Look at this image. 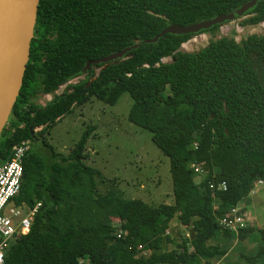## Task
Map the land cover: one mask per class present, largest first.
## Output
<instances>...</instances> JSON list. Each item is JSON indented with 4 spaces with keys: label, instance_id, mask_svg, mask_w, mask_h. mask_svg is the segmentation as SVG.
I'll return each instance as SVG.
<instances>
[{
    "label": "trees",
    "instance_id": "trees-1",
    "mask_svg": "<svg viewBox=\"0 0 264 264\" xmlns=\"http://www.w3.org/2000/svg\"><path fill=\"white\" fill-rule=\"evenodd\" d=\"M252 1L39 0L23 83L0 136V162L29 144L15 201L42 206L30 233L11 248L4 264H202L214 257L208 243L218 232L244 241L256 231L225 230L218 218L245 203L264 182V34L250 35L241 45L222 38L196 53L183 46L223 25L147 43L171 25L188 27L231 15ZM239 20L242 27L263 24L264 0ZM129 48L122 59L85 72L88 62ZM83 76L46 107L37 105ZM125 94L133 100L129 122L149 132L170 160L173 205L124 199L85 163L97 126L87 128L68 157L48 141L74 108L93 98L114 107ZM192 166L201 167L203 175ZM222 183L226 191L216 189ZM101 184L111 190L102 194ZM109 211L117 214L120 231ZM175 219L190 229L191 238L168 250ZM259 233L261 248L246 258L248 264L264 259V229Z\"/></svg>",
    "mask_w": 264,
    "mask_h": 264
},
{
    "label": "rangeland",
    "instance_id": "rangeland-1",
    "mask_svg": "<svg viewBox=\"0 0 264 264\" xmlns=\"http://www.w3.org/2000/svg\"><path fill=\"white\" fill-rule=\"evenodd\" d=\"M241 22L242 20L232 21L215 32L200 34L185 44L183 50L188 53L200 52L211 42L222 38H235L241 45L250 35L264 34V23L257 27H242ZM170 61L168 58L163 62ZM84 80L85 76L71 81L55 94L36 101L37 105L41 108L46 107L57 96L70 91L72 86ZM132 105L133 100L128 94L123 95L114 107L93 98L88 104L74 108L73 113L52 130L48 141L58 154L68 157L87 128L97 126L87 144L85 163L99 170L104 179L110 182L109 187L120 191L124 199L141 200L153 207L162 204L173 205L170 160L155 146L149 132L129 122L128 116ZM195 182L199 184L201 177H196ZM261 187L257 183L254 191L260 194L250 196V201L245 205L251 221L249 227L256 231L240 242L242 249L230 253V258L235 259L237 264H247L246 258L254 257L261 248L259 231L264 229V191L261 192ZM110 188L101 184L100 192L104 194L111 190ZM108 213L113 227L120 231L117 214L114 211ZM189 232V228L182 226L175 219L169 230L174 244L170 245L168 250L176 249ZM220 235L218 232L216 238ZM260 263L264 264V259Z\"/></svg>",
    "mask_w": 264,
    "mask_h": 264
},
{
    "label": "water",
    "instance_id": "water-1",
    "mask_svg": "<svg viewBox=\"0 0 264 264\" xmlns=\"http://www.w3.org/2000/svg\"><path fill=\"white\" fill-rule=\"evenodd\" d=\"M260 1L262 0H254L231 15H222L196 25H171L147 43H156L166 34H197L226 22L237 21ZM38 5L39 0H0V136L23 83L34 37ZM130 51L131 48L125 49L101 60L88 62L85 72L91 71L92 66L101 63H114Z\"/></svg>",
    "mask_w": 264,
    "mask_h": 264
},
{
    "label": "built area",
    "instance_id": "built-area-1",
    "mask_svg": "<svg viewBox=\"0 0 264 264\" xmlns=\"http://www.w3.org/2000/svg\"><path fill=\"white\" fill-rule=\"evenodd\" d=\"M29 150V144L24 143L14 148L13 154L8 160L0 162V264H4L11 248L22 237L30 233L34 218L42 206L41 203H38L30 208L24 203L19 205L15 201L21 192L24 179V158ZM192 168L196 173H204L199 166H192ZM258 183L264 185L263 181ZM215 188V185L212 184L211 189ZM216 189L226 191L227 185L219 184ZM245 205L241 203L232 207L222 218H218L219 225L234 233L247 229L251 221ZM121 235L120 233L118 238ZM80 264H85V262L81 261Z\"/></svg>",
    "mask_w": 264,
    "mask_h": 264
},
{
    "label": "crops",
    "instance_id": "crops-1",
    "mask_svg": "<svg viewBox=\"0 0 264 264\" xmlns=\"http://www.w3.org/2000/svg\"><path fill=\"white\" fill-rule=\"evenodd\" d=\"M259 185L262 186L261 192H263L264 185L263 184H259ZM258 194L260 193L253 191L250 196H258ZM249 201H250V197L244 204H248ZM186 238L187 239L191 238V231L186 235ZM240 242L241 241H239L236 238H232L231 240H228L223 237L211 240L208 243V245L211 248L212 253L214 254V257L209 261V263L203 262L202 264H237L235 259L230 258V253H234L236 250L240 248L242 249V245L240 244ZM192 251H193V248L191 247V245H189V252H192ZM260 262L259 264H261Z\"/></svg>",
    "mask_w": 264,
    "mask_h": 264
}]
</instances>
